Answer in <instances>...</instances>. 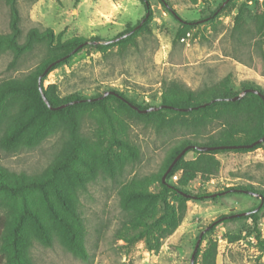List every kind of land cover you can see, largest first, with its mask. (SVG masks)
I'll use <instances>...</instances> for the list:
<instances>
[{"label": "rangeland", "instance_id": "1", "mask_svg": "<svg viewBox=\"0 0 264 264\" xmlns=\"http://www.w3.org/2000/svg\"><path fill=\"white\" fill-rule=\"evenodd\" d=\"M148 1L151 33L142 32L136 38L137 46L127 44L121 51L113 46L105 53L76 51L46 74L43 87L59 98L70 94L92 98L116 89L140 106H158L162 83L170 81L193 91L228 88L244 97L240 82L249 79L264 92L263 38L254 34L251 21L250 32L241 36L232 32L239 5L246 2L253 9V0H169L177 16L158 0ZM16 5L20 42L32 27L50 28L61 40L73 36L111 39L144 14L140 0H16ZM212 11L216 16L208 20ZM9 17L7 4L0 1V33L9 32ZM180 30L185 40L180 38L172 45ZM43 51L36 45L8 68L13 53L1 47L0 84L30 71ZM246 100L256 118L259 102ZM107 110L109 116L93 105L72 108L71 115L79 121L84 141L85 163L79 176L61 174L46 186L45 192L28 191L31 211L48 240L33 217L23 220L22 233L30 239L29 243H20L26 264H192L191 255L200 234L193 264H201L202 253L213 244L216 264H264L263 199L257 194L229 190L241 185L264 189V141L256 148H226L213 153L217 172L208 179L198 174L186 186L193 196L185 202L183 219L175 226H155L148 241L145 237L129 241L134 221H151L163 213L156 175L168 149L183 138L208 140L219 127L203 124L206 119L201 113L177 115L163 111L145 119L116 102L108 103ZM11 125L20 129L19 137L12 149L0 148V163L10 171L35 176L69 149L67 122L46 119L30 86L23 85L5 101L0 137ZM196 157L189 150L182 159ZM180 175L179 171L168 181L176 182ZM128 186L145 191V195L124 205L121 198ZM199 193L211 195L196 198L194 195ZM45 196L50 197L56 212L74 225L75 244L48 210ZM168 199L177 204L175 195ZM250 210L256 211L257 219L245 214L217 221L223 215ZM20 211L15 199L0 196V215L9 227ZM128 228L130 234H126ZM254 228L259 231V239L252 232ZM0 254L1 264L12 263L8 246Z\"/></svg>", "mask_w": 264, "mask_h": 264}, {"label": "trees", "instance_id": "2", "mask_svg": "<svg viewBox=\"0 0 264 264\" xmlns=\"http://www.w3.org/2000/svg\"><path fill=\"white\" fill-rule=\"evenodd\" d=\"M0 1H4L7 4L10 16L9 32L4 34L0 33V48L2 47L8 49L13 53V57L7 65L8 68L14 66L16 60L22 54L30 53L36 45H40L44 48L40 61L30 71L26 72L21 77L14 78L0 84V121L2 119V112L7 98L18 88L26 85L32 87L34 90L38 105L44 112L46 119L55 118L59 121L67 122L66 127L68 128L70 138L69 149L62 151L59 155L54 157L42 170V172L35 176H31L23 171L17 173L10 171L7 167L0 163V196H8L15 199L21 207V211L14 216L13 225L11 227H9L7 220L0 215V243H2L0 244V252L5 246H8L11 249V264H26L25 258L22 255L20 243L25 241L28 243L30 242L29 237L22 233L23 220L27 216H31L35 219L41 235L48 240L47 234L40 221L31 211L27 195L28 191L36 190L38 192H45L46 186L53 183L57 179V176L61 174L70 172L79 176L81 170L80 167L85 163L83 153L84 141L80 135V123L71 115L72 108L80 105H93L96 106L97 109L105 111L106 116H109L107 104L110 102H116L131 113L145 119H148L150 116L160 115L163 111L177 115L201 113L206 119V121H203V124L214 123L217 127H219L216 135L209 137L208 140L196 142V139L194 138H183L168 149L163 164L156 175V180L158 182L157 196L162 205L163 213L160 217L152 219L151 221L144 218H139L134 221L130 228L134 231V233H132L131 237L128 238L129 241L140 237H145L148 241L153 232V228L162 223L169 226L173 224V226H175L185 215V202L193 196L192 192L186 189L189 182L195 179L198 174L204 179H208L209 176L216 174L218 162L214 158L213 153L219 149L212 151H198L197 149L190 148L187 151H194L197 154V157L193 160L184 161L182 156L167 173L165 181H162V175L176 155L184 147L192 144L209 146L248 145L264 135V101L259 95L253 92H246L244 97H240L237 100H231V98L237 96L238 93H233L228 88H210L205 91H193L185 88L183 85L175 81H170L168 83H162L160 102L158 106H140L116 89L105 90L92 98L76 94H70L63 98H59L54 94H50L48 90L43 87L42 80L46 74L59 64L63 63L76 51L86 50L88 52L98 51L105 53L113 46H117L119 51H121L122 47L127 44L133 47L137 46L136 38L142 32L151 33L149 23L152 19V11L148 0H140L144 8L142 18L136 24L127 26L124 31L120 32L111 39L73 36L68 39L61 40L60 36L54 35L52 29L50 28L46 27L40 29L38 27H32L27 30L23 42H20V18L16 0ZM158 1L170 13L177 16L175 11L171 8L169 0ZM253 1L254 4L251 3L253 4V9H251L250 6H247L246 2L239 5L237 13L234 17L232 32L240 36L250 32L248 23L251 21L254 27V34L261 36L264 40V0L261 3H258V0ZM215 16V11H212L211 15L208 16V20L214 18ZM194 23L195 21L191 24ZM184 24H188V22L184 21ZM183 35V30L178 31L172 41V45H174ZM227 79L228 77H226V80ZM240 84L242 90L256 89L264 95L261 87L253 80L245 79L242 80ZM107 91L109 93L104 95V92ZM40 93L45 96L51 106H64L58 109H50L43 102ZM247 98L256 99L260 104V110L257 113L256 118L253 115L254 111L251 109L248 100H246ZM133 105L141 110L151 107H158V109L142 113L133 109ZM253 119L256 120V123L253 122ZM19 130V128H16L13 125L6 128V131L0 137V148L3 147L4 150L12 149L14 143L19 137ZM260 146L261 144L259 143L250 148ZM133 149L136 150V148ZM235 149L240 150L243 149V147ZM179 171L181 172V175L176 182L168 181V179ZM231 189L239 192L257 194L263 199L264 206V189H258L253 185H241L230 188L229 190ZM144 195L145 191L139 190L136 187L128 186L122 194L121 202L125 205V203L141 198ZM169 195H175L178 198L177 204L172 203L168 199ZM210 195L211 193H199L194 196L201 199L204 196ZM46 197L48 210L54 218L65 227L69 241L72 244H75L76 229L74 225L60 216L54 209L50 197L45 196V198ZM72 213L78 219L76 211L72 210ZM227 216L229 215H223L221 218L234 217ZM247 216L254 220L258 218L255 210H250ZM140 225L143 227H139ZM130 229H127L126 234H130ZM170 231H172V228H170ZM252 232H254L257 239H259V231L254 228ZM235 239H238V237H231V240ZM215 258L216 245L213 244L207 247L202 253L201 264H216ZM2 262L3 255L0 254V264Z\"/></svg>", "mask_w": 264, "mask_h": 264}, {"label": "water", "instance_id": "3", "mask_svg": "<svg viewBox=\"0 0 264 264\" xmlns=\"http://www.w3.org/2000/svg\"><path fill=\"white\" fill-rule=\"evenodd\" d=\"M115 40V39H114ZM246 92H253V93H255V94H257V95H259L262 99H263V101H264V95L260 92V91H258V90H256V89H245V90H243V93H246ZM107 93H109L108 91L107 92H104V95H106ZM111 93V92H110ZM40 95H41V97H42V100H43V102L50 108V109H58V108H60V107H62V106H64V105H60V106H51L49 103H48V101H47V99L45 98V96L42 94V93H40ZM241 97V95H237V96H235V97H233V98H231V100H237V99H239ZM132 108L133 109H135V110H137V111H139V112H142V113H145V112H148V111H152V110H156V109H158V107H151V108H147V109H139V108H137L136 106H132ZM262 141H264V135L261 137V138H259V139H257L256 141H254L253 143H251V144H248V145H240V146H236V145H231V146H209V145H197V144H192V145H187L186 147H184L177 155H176V157L173 159V161L170 163V165H169V167L166 169V171L164 172V174L162 175V181H165V178H166V175H167V173L171 170V168L173 167V165L183 156V154L188 150V149H190V148H193V149H197L198 151H212V150H216V149H226V148H238V147H243V148H250V147H252V146H254V145H256V144H259V143H261ZM249 212H242V213H237V214H232V215H229V216H227V217H230V216H237V215H241V216H243V215H245V214H248ZM221 219H223V218H219L218 220H221ZM217 220V221H218ZM216 221V222H217ZM215 223V222H214ZM213 224V223H212ZM201 236H202V234H200L199 236H198V239H197V241H196V243H195V247H194V250H193V253H192V255H191V263L193 264L194 263V258H195V253H196V251H197V249H198V247H199V243H200V240H201Z\"/></svg>", "mask_w": 264, "mask_h": 264}, {"label": "built area", "instance_id": "4", "mask_svg": "<svg viewBox=\"0 0 264 264\" xmlns=\"http://www.w3.org/2000/svg\"><path fill=\"white\" fill-rule=\"evenodd\" d=\"M187 35H188V33H187ZM185 38H186V37H185V36H183V37H181V40L183 41V40H185Z\"/></svg>", "mask_w": 264, "mask_h": 264}]
</instances>
